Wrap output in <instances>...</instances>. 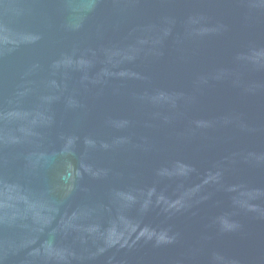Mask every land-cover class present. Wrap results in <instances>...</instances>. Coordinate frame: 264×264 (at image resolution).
Masks as SVG:
<instances>
[{
  "label": "water",
  "instance_id": "water-1",
  "mask_svg": "<svg viewBox=\"0 0 264 264\" xmlns=\"http://www.w3.org/2000/svg\"><path fill=\"white\" fill-rule=\"evenodd\" d=\"M0 264H264V0H0Z\"/></svg>",
  "mask_w": 264,
  "mask_h": 264
}]
</instances>
